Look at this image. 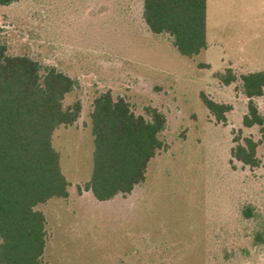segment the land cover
I'll use <instances>...</instances> for the list:
<instances>
[{
    "label": "rangeland",
    "instance_id": "1",
    "mask_svg": "<svg viewBox=\"0 0 264 264\" xmlns=\"http://www.w3.org/2000/svg\"><path fill=\"white\" fill-rule=\"evenodd\" d=\"M206 48L180 56L167 35L142 19V0H19L0 6V45L43 69L70 77L63 106L81 104L77 121L58 127L52 146L69 182L65 200L36 207L46 219L47 264H264V246L244 259L254 230L264 231V138L244 128L247 99L239 76L264 70V0H206ZM209 68H199L200 65ZM230 68L236 81L213 78ZM110 92L135 115L160 111L166 148L131 193L99 202L84 191L92 171L90 112ZM230 106L218 123L200 100ZM264 117V94L254 99ZM258 142L257 168L230 161L235 137ZM244 208L253 217L245 220Z\"/></svg>",
    "mask_w": 264,
    "mask_h": 264
},
{
    "label": "trees",
    "instance_id": "2",
    "mask_svg": "<svg viewBox=\"0 0 264 264\" xmlns=\"http://www.w3.org/2000/svg\"><path fill=\"white\" fill-rule=\"evenodd\" d=\"M19 0H0L8 6ZM206 0H142V19L154 35H167L171 46L183 57L192 58L206 48ZM199 68L208 69V65ZM213 78L223 86L236 81L230 68ZM247 99L242 117L244 128L258 127L264 138V117L255 98L264 94V70L239 76ZM74 82L53 67L42 68L26 56H9L0 45V264H47L43 254L48 241L46 219L36 207L51 199L65 200L69 182L60 166V154L52 146L58 127L73 125L81 104L64 107ZM200 100L216 122L224 123L230 106L200 94ZM135 115L122 98L100 93L91 105L93 142L92 171L82 189L99 202L131 193L145 180L149 162L166 148L161 133L164 115L146 107ZM230 158L250 169L257 168L258 142L235 137ZM245 220L253 217L244 208ZM250 249H241L246 259L264 246V231L254 230ZM235 251L223 250L220 264H237Z\"/></svg>",
    "mask_w": 264,
    "mask_h": 264
}]
</instances>
